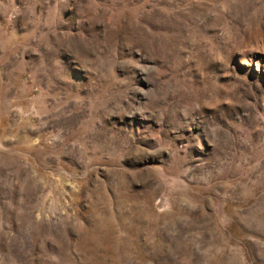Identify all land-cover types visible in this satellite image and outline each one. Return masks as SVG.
<instances>
[{
	"label": "rangeland",
	"instance_id": "1",
	"mask_svg": "<svg viewBox=\"0 0 264 264\" xmlns=\"http://www.w3.org/2000/svg\"><path fill=\"white\" fill-rule=\"evenodd\" d=\"M0 264H264V0H0Z\"/></svg>",
	"mask_w": 264,
	"mask_h": 264
}]
</instances>
